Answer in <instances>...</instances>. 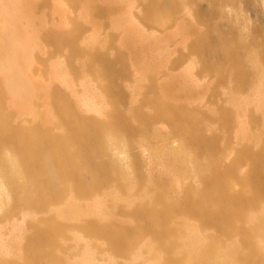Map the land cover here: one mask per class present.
<instances>
[{
    "label": "bare ground",
    "instance_id": "bare-ground-1",
    "mask_svg": "<svg viewBox=\"0 0 264 264\" xmlns=\"http://www.w3.org/2000/svg\"><path fill=\"white\" fill-rule=\"evenodd\" d=\"M88 1L95 7L100 2ZM103 1L107 8L100 11L116 2ZM204 1L205 10L187 5L200 0L144 4L145 20L164 26L185 7L189 21L203 25L204 30H194L191 50L204 71L235 93L224 94L223 105L215 89L218 108H197L199 113L181 100L185 86L175 77L163 83V97L144 94L142 101L154 112L141 104L123 110L119 72L107 69L103 46L74 43L78 26L45 31L58 50H67L68 42L70 51L67 69L59 62L53 67L61 69L62 82L73 92L52 90L28 74L36 43L27 50L28 43L18 38L22 27L15 7L8 13L0 9L4 20L10 18L3 22L0 11V223L21 218L7 237L0 227V264H264V130L250 133L260 142L245 144L228 163L229 152L220 150L214 133L234 123L248 105L261 110L260 117L259 108H249L250 123L264 126V31L260 39V30H248L241 8L235 11L242 0ZM144 46L137 44L132 53L141 68L148 59ZM76 54L91 60L86 65L98 77H108L103 102L87 83L78 95L81 102L75 101L78 90L71 75H79L77 66L82 65L73 61L80 59ZM151 75L145 77L147 91L156 87ZM172 85L178 92H170ZM42 97L49 98L47 108L39 102ZM10 108L25 116H15ZM200 112L212 123L203 121ZM161 119L181 142L151 149L153 162L164 164L167 172L144 176L142 161L132 150L147 149V140L159 136L153 124ZM242 161L248 162L246 170L240 169ZM172 175L186 180L174 194Z\"/></svg>",
    "mask_w": 264,
    "mask_h": 264
},
{
    "label": "rangeland",
    "instance_id": "rangeland-1",
    "mask_svg": "<svg viewBox=\"0 0 264 264\" xmlns=\"http://www.w3.org/2000/svg\"><path fill=\"white\" fill-rule=\"evenodd\" d=\"M6 1L7 0H0V9L3 8L2 10L5 9L4 12L8 13L9 11L12 12L11 10H14L13 8L15 7L17 13L15 15L17 16L16 18H18L16 20L17 25L18 27H22L20 28L21 33L18 31V38L20 37L19 39H21L22 42L24 40L23 43H28V46L26 45L28 47L27 50H30L33 43H36L34 44L36 48L32 52V63L28 69L31 71V73L28 71L29 76L32 75V78L51 86L52 90L59 91L61 94L73 92L71 88H68L67 85L62 82L63 74L61 73V69H67L65 62L66 55L70 52L67 48L69 47V44L68 42L64 43L67 50H65V48L63 50H58L56 48L57 43L50 40L45 31L70 30L71 28H74V26L79 27V31L76 32L74 36V43L81 48L93 45L103 46L105 49L104 54L106 56L104 59L108 62V65H106L107 69L109 68L110 70H116L119 72L116 83L120 90L122 89L124 95L122 108L125 111H128L135 104H141L140 106L143 105V108L145 107L149 111L154 112V109H152L153 107L150 104H146L142 101L144 100V94L147 93L150 96L163 97L165 92L163 89V83L168 79L172 80V77H175L179 82H183L182 84L185 88H182L180 92L181 100L188 103L190 105L189 107L193 110L199 108V111L203 110L204 112H209L208 109L211 111L218 108V103L212 95V91H215V89L217 90L215 92L220 94L222 99H224L226 93L231 92V90L232 94L235 93V90L230 88V86H224L218 83L216 75L208 73L202 69L199 57L191 50V44L196 39L194 30L198 32L204 30V27H202L203 25L201 24L191 23V21H189L190 15L188 14L189 12L187 13L185 10V7L177 12L174 20L169 21L166 25L162 26L155 20H145L144 4L147 3L148 0H116V2L114 1V3H112V8L104 11H100V8H107L103 0H100L96 7L91 5L88 0ZM200 1V4L197 5L189 2L187 5L193 6L191 7V10H193V8L207 9L208 5L206 1ZM259 1L260 0H242L240 4L238 3V10L235 11H239L241 8V13L247 20L245 25L247 28L248 26L250 27L248 30H254L255 28L260 30L259 38L262 39V32L264 31V11L262 10H264V5L262 1ZM11 2L12 5L9 6L8 3L11 4ZM30 4L34 6V8H29ZM7 8L9 10H7ZM230 8L227 9L230 10ZM2 10H0L1 18L4 20L3 17H5V13H2ZM11 16H13V14ZM7 19H10L9 15ZM7 19L3 22H7ZM1 23L0 20V28ZM37 42H39L40 45L37 44ZM139 43L140 45L145 44L142 53L148 57L147 60H143V68L140 67L134 54H132L135 50L134 47H137V44ZM76 56L80 59L78 61L77 59H73V61L76 63H82V65L77 66L79 71H81L79 75H71L76 81V91L78 90L74 94L76 97H74L75 101L79 100V102H81L78 95L83 94V85L87 83L91 86L94 85L96 91L93 88L94 92H92L96 94L95 96L98 94L100 96L102 95L101 97L98 95L97 100L103 102L105 100L104 98H106L105 95L107 94L108 77H98L93 69L86 65L92 63L86 55L76 54ZM151 61L153 62L152 64H146ZM56 62L63 64L61 69L59 68V70H56V68L53 67V64ZM151 74L154 77L153 81L156 84V87L147 91L143 88V85L148 83V81H146L147 79H145L146 75ZM140 77L141 82L138 81ZM186 80L188 81V84L185 83ZM40 82L38 83L40 84ZM139 84H141V86H139ZM186 85L190 87H186ZM176 87L177 85H172V87H170V92L172 93V91L177 90ZM231 93L228 95L230 96ZM42 98L45 100L40 98L39 102L42 104L43 108H47V106H44L46 103V105H49V98ZM226 104L227 103L224 99L223 105ZM79 105L81 106V109L80 106H78L79 110L85 112L86 110L83 106L80 103ZM256 106L251 105L249 107L248 105L243 107L242 110L238 112L239 116H237L238 114L235 116L236 119H238H235L236 122L234 121V123L225 129L214 131V133L219 135V143L221 144L220 150H224L226 153L229 152L227 158L224 159V163L230 162L237 153L236 151L242 148L245 144H251L252 147H255L260 142V140L257 142L259 138H255L254 141V137L250 136V133H255L254 135H257L261 130H264L262 122L258 123L259 126L260 124L262 125L261 127L257 126L254 128L255 125H252L249 121L251 114V109L249 110V108H252V110H255L256 112V108H259ZM10 110H13L16 113L14 115L17 117L22 118V116H25L22 114L20 116L15 108H10ZM196 112H198V110ZM204 112H200L202 114V120L206 119L209 124L212 123L213 120L209 118L208 114H204ZM259 112H261L260 108L256 114L259 115ZM44 115L47 116L48 114L45 113ZM26 117L30 118L29 113ZM247 123L250 125L248 126ZM153 129L159 136L156 137L153 135L150 140H147V149L136 147L132 150L142 161L141 172L144 176H149L150 174H164L165 171L167 172L164 164L153 162L151 158V149L163 144L167 147H177L181 142V138L172 133L171 125L164 119L156 120L153 124ZM206 133L211 134L213 132L209 130L206 131ZM248 136L251 139L248 138ZM162 137L165 139L162 140ZM250 141L253 142V144ZM247 167L248 162L242 161L240 169L246 170ZM178 178L179 177H174V175H172L171 182L173 184L171 183L170 189L172 190V194L178 191L179 188L181 189L186 181L185 179L182 180V178ZM262 198H264V191L262 192ZM183 219L193 222V220L189 218ZM20 221L21 218L15 217L11 219L10 222L0 223L1 232L7 237L11 232V225L16 222L18 224Z\"/></svg>",
    "mask_w": 264,
    "mask_h": 264
}]
</instances>
